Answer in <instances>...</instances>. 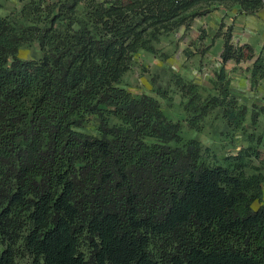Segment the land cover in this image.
<instances>
[{
    "label": "trees",
    "instance_id": "trees-1",
    "mask_svg": "<svg viewBox=\"0 0 264 264\" xmlns=\"http://www.w3.org/2000/svg\"><path fill=\"white\" fill-rule=\"evenodd\" d=\"M19 2L0 15V264H264V204L253 208L264 166L251 164L262 137L245 127L224 66L202 100L172 76L184 120L117 86L133 56L211 6L254 15L264 0ZM223 27L221 63L251 60ZM33 42L40 58L20 60ZM249 73L252 87L264 79L261 56ZM250 111L254 128L264 105ZM212 113L248 146L220 159L183 137L184 123L200 132ZM92 118L94 135L75 130Z\"/></svg>",
    "mask_w": 264,
    "mask_h": 264
},
{
    "label": "rangeland",
    "instance_id": "rangeland-1",
    "mask_svg": "<svg viewBox=\"0 0 264 264\" xmlns=\"http://www.w3.org/2000/svg\"><path fill=\"white\" fill-rule=\"evenodd\" d=\"M44 1L55 3L58 0ZM17 5L12 2L6 3L4 5L6 11L2 12L5 15L16 13L20 10L22 4ZM205 8L207 7L201 6L199 11L202 12ZM210 8L209 13L194 18L188 27L182 26L171 33L162 35L153 44V52L139 51L133 56L128 71L125 72L120 84L117 86L128 91L133 97L144 94L156 97L160 102L164 115L172 120H184V106L187 101L182 97L180 87L175 85L172 76L179 77L184 82L197 86V94H199L201 100L215 95L216 91L213 89L212 84L215 80L214 58L217 57L223 46L222 36H216V34L222 24L224 25L222 32H226L227 27H230L231 24L229 19L218 18L216 15V12L230 11L229 8L222 5H213ZM40 56L37 42L21 47L18 54L19 59L23 61L37 60ZM200 82L202 83L200 84ZM156 89L162 94L155 95L153 90ZM214 114H211L209 120H213ZM97 122L96 118H92L85 128L75 130L94 135ZM205 127L203 136H198L184 123L182 135L185 138H200L204 144L211 145V137L214 138V135L211 133L210 125ZM214 140L218 144L217 137ZM260 165L261 163L258 162L257 167L262 169ZM258 205L259 203H255L253 208H257ZM19 264L28 263L27 260H21Z\"/></svg>",
    "mask_w": 264,
    "mask_h": 264
},
{
    "label": "crops",
    "instance_id": "crops-1",
    "mask_svg": "<svg viewBox=\"0 0 264 264\" xmlns=\"http://www.w3.org/2000/svg\"><path fill=\"white\" fill-rule=\"evenodd\" d=\"M12 2L13 4H20L19 0H0V14L5 15L4 5L6 3ZM17 5V6H18ZM230 11L216 12L218 18L224 17L229 19L231 26L233 27L232 42L234 45H249L253 49V58L246 62H240L236 64L233 61L227 62L225 65L221 63L220 54L222 49L219 50L217 57H213L215 60L214 72H218L222 66H224L225 72L227 73L229 79V89L231 95L234 96L240 104L245 105L248 108V115L246 116L245 127L248 131L255 129L262 139L259 145L260 161L252 159V165L257 166L258 162H261L264 166V116H259L256 122V127L252 128L249 125L250 113L252 106H262L264 105V79L259 81L255 86H251L250 83V73L249 70L252 67L253 62L261 56L264 59V9L259 10L254 15L240 14L238 9L230 8ZM221 13V14H220ZM213 60V61H214ZM202 82H200L201 84ZM198 85V84H196ZM206 118L202 131L195 132L198 136L205 132L206 127L211 126V133L214 138L211 137V145H206L202 142L200 138H195L204 148H209L211 151L215 152L218 158H223L229 154L235 155L238 151L248 146V142L244 138L241 132H235L233 136L232 143L230 139L224 133L226 131V126L224 121L219 117H214L213 120ZM192 131V130H191ZM247 131V132H248ZM248 132V133H249ZM218 139V144H216L214 139ZM207 138V137H206ZM258 161V162H257ZM255 162V163H254ZM257 163V165H256ZM261 166V165H260ZM262 198L258 207L264 204V182L261 184ZM254 203V204H255ZM253 204V205H254Z\"/></svg>",
    "mask_w": 264,
    "mask_h": 264
}]
</instances>
